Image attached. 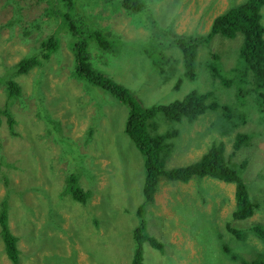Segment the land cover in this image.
Listing matches in <instances>:
<instances>
[{
  "label": "rangeland",
  "instance_id": "rangeland-1",
  "mask_svg": "<svg viewBox=\"0 0 264 264\" xmlns=\"http://www.w3.org/2000/svg\"><path fill=\"white\" fill-rule=\"evenodd\" d=\"M243 1L143 0L145 9L130 12L122 7V0H69L74 4L70 12L77 21L78 38L60 18L47 22L51 21L49 0H0V77L12 75L22 88L11 106L17 114L15 130L19 135L11 134L7 118L1 116L0 153L4 161L20 160V165L24 159L40 158L31 168L15 170L22 174L14 180L18 191L0 184V200L8 198L9 225L19 240V264H49L46 258L52 254L67 259L74 256L69 264H131L133 232L142 219L148 234L164 248L144 243V264H249L264 260V241L253 231L256 226L264 228V112L253 74L239 60L242 35L227 39L218 34L210 42H201L196 76L191 79L186 76L181 46L174 42L185 35L202 37L218 15ZM54 32L60 39L57 52L27 74H14V66L22 58L40 54L42 40ZM90 34H102L109 46H100ZM83 37L94 69L130 89L143 107L183 100L193 89L211 92L207 103L215 101L216 110L208 109L191 122L187 117L169 120L158 109L148 121V133L178 132L162 150L167 170L199 161L212 143L222 142L229 165L257 204L252 218L233 217L236 184L198 176L189 182L162 178L154 202L138 217L146 171L143 155L124 131L129 107L86 80L79 81L82 88L71 77L76 67L72 46ZM212 62L227 69V83H218L208 73ZM234 64L237 73H227ZM38 96L43 111L38 110ZM7 100L0 84L1 107ZM244 120L252 121L234 128ZM90 127L94 135L87 141ZM239 132L254 134L255 139L234 157L231 153H235ZM53 134L61 135L62 144L75 153L73 170L79 176V188L86 192L83 201L74 200L67 191L69 153L66 149L59 157L62 145L54 141ZM51 162L56 174L41 177L40 171ZM42 225H56L46 240L41 239ZM228 225L237 234L229 231ZM49 260L59 264L56 256ZM0 264H13L4 252L1 236Z\"/></svg>",
  "mask_w": 264,
  "mask_h": 264
},
{
  "label": "trees",
  "instance_id": "trees-1",
  "mask_svg": "<svg viewBox=\"0 0 264 264\" xmlns=\"http://www.w3.org/2000/svg\"><path fill=\"white\" fill-rule=\"evenodd\" d=\"M142 2L143 0H122L121 4L123 8L125 7L124 9H127L130 12H135L145 9ZM49 3L50 5L47 10V15L51 21L47 22L50 23L55 21V19L60 18L61 22H63L62 25L67 23L74 36L79 38L80 31H78L77 28V21L70 12V10L73 9L74 4L69 2V0H49ZM59 3L62 4L59 5ZM262 10H264V0H245L239 4L231 6L224 13L218 15L213 20L209 32L207 34H203L202 37L185 35L177 37L174 42L177 43L179 47L181 46L182 60L184 61L187 69L186 76L189 75L191 79V77L194 78V76H196V61L201 42H210V40L218 34L227 39H234L241 34L242 42L238 52L239 60L244 63L246 69L253 74L252 78L255 83V89L260 91L262 97L260 110L264 112V23ZM76 13L78 15L80 14L78 12ZM90 38H95L96 42H98V44L102 47L107 48L109 46V41L104 38L102 34H97L96 37L94 34H90ZM59 47L60 39L56 37V32H54L42 40L40 54L22 58L14 66V74H27L33 68L41 65L43 60H49L52 54L57 52ZM72 50L76 67L75 72L73 76L71 75V77H75L76 82H78L82 88L83 85L79 81L86 80L88 83L100 87L118 99L121 103L130 107L124 131L143 155L146 171V178L143 185L144 200L140 209L137 210L139 218L144 215V208L146 209L147 205L154 202L155 195L159 189V183L162 178H165L168 181L189 182L195 176L200 178L210 177L220 181L236 184L235 198L237 208L233 217L237 220H244L253 214L254 208L257 207V204L252 202L248 187L238 172L229 165L228 161L230 158L225 157L223 144H216L211 147L209 152L204 154L197 162L185 167H177L167 170L164 167V162L161 157L163 152L162 150L166 147V141L174 138L178 132H170L166 135H151L148 133V121L154 118L155 112H159L158 109H162L168 119L172 121L181 120L183 117H187L191 121H195L198 119L199 115L206 113L208 109L216 110L218 107L217 103H207L208 98L211 96V92H199L193 89L184 97L183 100H175L162 107H158L156 105L151 108L143 107L139 100L132 94L130 89L94 69L90 62L88 44L84 37L80 38V40L73 44ZM210 64L207 66L208 73H211L218 83H227L229 77L225 74V70L227 69L223 66L216 65L215 62ZM2 67L5 68V66ZM234 70V73L236 74V64H234L232 68L228 69L227 73L229 72L231 74ZM217 76L219 79H217ZM181 80L182 79L178 80L177 88H179ZM0 84H3L8 98L5 105L2 107L0 105V128L2 125L1 116H5L7 118L8 128L10 129L9 131L13 136H18L19 132L15 130L18 118H15L14 115L17 114L12 112L11 106L14 103L13 100H16L17 97L21 96L22 88L20 84L12 78V75H9L8 77H0ZM38 98V104L40 105L38 110L43 111L45 110L43 107L44 104L41 105L40 96H38ZM18 100H21V98H18ZM22 106H24V104ZM245 120L243 123L234 126V128L240 127L244 123H251L252 121L249 120L248 122ZM231 121L233 120L231 119ZM93 135L94 128L90 127L86 136L87 141H90L89 138L93 137ZM59 136L53 134L54 141L59 146L62 145L59 157L61 156L62 151L67 149V152L69 153V158L67 160L68 164L71 167H74V164L76 163L75 153H72L73 151H71L70 147L66 148V146L62 144L63 137H61V135ZM248 141L249 135L239 132L236 135L233 145L235 153H231V155H234L235 157L239 149L247 144ZM1 146L2 144L0 143V147ZM3 156L4 155L0 153V179L7 178L13 171L23 166L32 167L35 163L40 161V158L37 159L36 157H33L30 162L26 159L22 160V164L20 165V160L8 163L9 161H4L2 159ZM69 160L73 162L71 163ZM53 164V162L50 163L51 166H54ZM71 170L73 169H69L67 173V191L70 192L74 200L83 201L86 199L85 192L77 186L76 170H73V172L70 173ZM52 172L55 174V169L52 168ZM4 182H7V180H4ZM47 198L50 200L51 196L48 195ZM54 208L56 209L57 207ZM228 229L232 233L234 232L237 234V231L229 225ZM253 231L264 241V228L256 226ZM0 236L4 245V252L8 259L13 264H19L20 250L18 247V237L11 231L9 225V201L7 197H4L0 203ZM133 238L134 253L131 264H144L143 247L146 242H149L154 248L161 250L162 246L158 240H156L154 236L148 234L144 219L139 221V223L135 226ZM249 264H264V260L260 259Z\"/></svg>",
  "mask_w": 264,
  "mask_h": 264
},
{
  "label": "clouds",
  "instance_id": "clouds-1",
  "mask_svg": "<svg viewBox=\"0 0 264 264\" xmlns=\"http://www.w3.org/2000/svg\"><path fill=\"white\" fill-rule=\"evenodd\" d=\"M17 76H19V75H17ZM212 102H215V101H212ZM212 102H210V103H212ZM216 103V102H215ZM125 106H127V105H125ZM129 107V106H128ZM128 110H129V112H130V107L128 108ZM211 110V109H210ZM205 113H203V114H201V115H204ZM201 115H199L198 116V118L201 116ZM191 121V120H190ZM191 122H196V120L195 121H191ZM249 135V141H248V143H250L251 144V142H250V140H251V138L253 137L254 139H255V137H254V134H251V133H249L248 134ZM247 143V144H248ZM213 145H211V147H213L214 146V144H223L222 142L221 143H212ZM35 146H37V145H35ZM35 146H33V149H34V147ZM210 147V148H211ZM209 152V151H208ZM207 152V153H208ZM45 157H43V159H44ZM234 158V157H233ZM69 165V164H68ZM21 168H26L25 166H23V167H21ZM31 168V167H30ZM30 168H27L28 169V171H30ZM20 169V168H19ZM69 169H75V167H71L70 165H69ZM51 173V174H48V173ZM46 174H48L49 176H51L52 177V175H55L53 172H52V168H51V165H50V163L49 164H47L41 171H40V176L42 177L43 175H46ZM22 174H18L16 171H13L7 178H1L0 179V184L3 186V188H7V187H11L13 190H15V191H18L19 190V188H18V186L14 183V180L17 178V177H19V176H21ZM77 176V180L79 179V176H78V174L76 175ZM53 178V177H52ZM4 180H7V182H4ZM51 180V179H50ZM218 180V179H217ZM51 182L54 184V181L53 180H51ZM57 182H59V181H57ZM77 186H79V184H77ZM60 190V189H59ZM81 190H83V189H81ZM83 192H84V190H83ZM86 193V192H85ZM4 197H6V196H4ZM3 197V198H4ZM3 198L0 200V203H1V201L3 200ZM41 204H42V202H41ZM140 206H142V205H140ZM140 206L138 207V210L140 209ZM236 208H237V204H236ZM145 209V208H144ZM137 214H138V212H137ZM254 214H255V212L253 211V214L250 216V217H248V218H252L253 216H254ZM248 218H246V219H248ZM245 220V219H244ZM63 220H61V222H62ZM51 227H53V228H56V225H51V226H47V227H43V225H42V228H41V230H40V234H41V239L43 238L44 240H46L47 239V237L49 236L48 235V231H50L51 230ZM238 232V231H237ZM54 239L56 240V238L54 237ZM156 239V238H155ZM157 240V239H156ZM19 241V240H18ZM45 243H50V242H42V244H45ZM4 246V245H3ZM162 249H164V248H162ZM161 249V250H162ZM52 256H56V257H58L59 258V264H69V260H74V256H72L70 259H67V258H64V257H62V256H60V255H57V254H52V255H50V256H48L47 258H46V261L49 263V264H53L50 260H49V258L50 257H52Z\"/></svg>",
  "mask_w": 264,
  "mask_h": 264
},
{
  "label": "bare ground",
  "instance_id": "bare-ground-1",
  "mask_svg": "<svg viewBox=\"0 0 264 264\" xmlns=\"http://www.w3.org/2000/svg\"><path fill=\"white\" fill-rule=\"evenodd\" d=\"M250 115V114H249ZM247 136V135H246ZM248 137V136H247ZM237 144V143H236ZM236 148V147H235ZM237 149V148H236ZM240 150V149H239Z\"/></svg>",
  "mask_w": 264,
  "mask_h": 264
},
{
  "label": "water",
  "instance_id": "water-1",
  "mask_svg": "<svg viewBox=\"0 0 264 264\" xmlns=\"http://www.w3.org/2000/svg\"><path fill=\"white\" fill-rule=\"evenodd\" d=\"M88 262H89V260H88Z\"/></svg>",
  "mask_w": 264,
  "mask_h": 264
}]
</instances>
